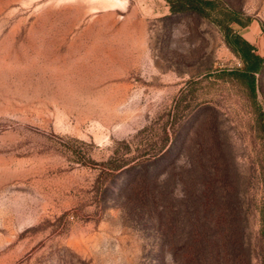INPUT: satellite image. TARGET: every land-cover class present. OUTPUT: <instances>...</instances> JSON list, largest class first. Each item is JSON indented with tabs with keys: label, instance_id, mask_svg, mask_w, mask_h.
<instances>
[{
	"label": "rangeland",
	"instance_id": "374dc122",
	"mask_svg": "<svg viewBox=\"0 0 264 264\" xmlns=\"http://www.w3.org/2000/svg\"><path fill=\"white\" fill-rule=\"evenodd\" d=\"M218 5L264 56V0ZM241 66L167 0H0V264H248L264 67L252 99Z\"/></svg>",
	"mask_w": 264,
	"mask_h": 264
},
{
	"label": "trees",
	"instance_id": "16d2710c",
	"mask_svg": "<svg viewBox=\"0 0 264 264\" xmlns=\"http://www.w3.org/2000/svg\"><path fill=\"white\" fill-rule=\"evenodd\" d=\"M174 14L194 13L202 17L212 18L223 31L228 47L239 56L241 67L233 68L227 73L241 82L252 99L257 95V75L264 67V56L256 52L255 46L235 30L231 23L245 25L237 17L235 10L219 7L218 0H167ZM261 227L259 243L249 248L248 264H264V197L259 207Z\"/></svg>",
	"mask_w": 264,
	"mask_h": 264
}]
</instances>
